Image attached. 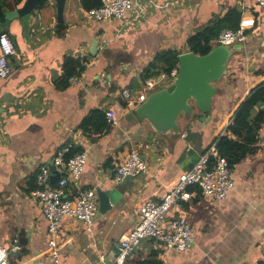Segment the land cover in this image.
Wrapping results in <instances>:
<instances>
[{"label":"crops","instance_id":"obj_1","mask_svg":"<svg viewBox=\"0 0 264 264\" xmlns=\"http://www.w3.org/2000/svg\"><path fill=\"white\" fill-rule=\"evenodd\" d=\"M43 1L35 16L14 19L5 29L16 55L9 59L10 75L0 79V249L7 253V264H110L119 241L138 221L140 205L162 201L198 154L224 133L250 90L264 83V4L135 0L125 21H95L80 0H66L59 21L55 3ZM232 8L241 13L247 53L230 58L238 67L214 84L220 94L207 115L193 108L191 114L179 116V133L157 134L146 120L136 118V108L126 107L122 91H140L142 71L160 51L178 56L189 52L188 38ZM68 56L86 63L61 88L58 81ZM93 109L114 110L116 123L106 134L88 138L79 126ZM69 144L85 151L87 160L79 186L68 185L66 196L73 198L78 189L105 193L114 188L121 196L113 205L105 196L103 204L109 209L101 214L96 195L91 233L79 221L65 220L55 263L46 252L41 204L30 194L37 187L39 168L47 166L56 174L53 157ZM254 146V154L233 166L234 186L224 201L206 200L199 190L189 188L190 199L173 210L174 216L186 218L194 233L187 252L174 253L145 240L126 264H264V123ZM131 150L147 163V172L115 184L114 170Z\"/></svg>","mask_w":264,"mask_h":264},{"label":"built area","instance_id":"obj_2","mask_svg":"<svg viewBox=\"0 0 264 264\" xmlns=\"http://www.w3.org/2000/svg\"><path fill=\"white\" fill-rule=\"evenodd\" d=\"M259 5L264 0H258ZM135 6V0H101L100 7L88 11L95 21H125ZM247 35L243 29L223 30L216 40L218 45L244 46ZM242 53V52H240ZM16 55V49L5 32H0V79H6L11 73L9 59ZM234 57V56H231ZM230 57V58H231ZM227 64V71L237 68L234 63ZM247 73V72H246ZM177 69L170 77L174 80ZM165 74L146 79L141 89L133 92L124 89L121 93L126 107L137 108L153 92L169 85ZM170 78V79H171ZM106 118L111 124L116 123V113L106 110ZM224 134V133H223ZM221 134V135H223ZM71 145L56 151L53 164L60 174L56 186L50 180V170L47 166L39 168L35 183L36 189L31 196L37 199L42 207L43 216L47 223L46 252L55 263L59 259L58 239L63 223L67 219L79 221L86 232L93 231L97 214V196L94 189H78V194L68 198L64 192L68 185L79 186L80 177L87 160V153L80 152L65 161L64 157ZM148 169L147 163L136 151H129L115 168L113 182L119 184L126 178H136ZM234 186L232 168L226 160L218 156L215 141H212L201 153L192 168L181 174L176 187L160 202L145 201L139 207L138 221L119 241L118 253L110 264H126L127 258L145 240L159 243L165 250L174 253L187 252L194 243V233L184 216H174L173 210L179 208L181 202H186L192 196L189 188L199 190L202 197L212 202L224 201ZM0 264H7V253L0 249Z\"/></svg>","mask_w":264,"mask_h":264},{"label":"trees","instance_id":"obj_3","mask_svg":"<svg viewBox=\"0 0 264 264\" xmlns=\"http://www.w3.org/2000/svg\"><path fill=\"white\" fill-rule=\"evenodd\" d=\"M23 1L0 0V24L5 19V11L13 9V6L22 4ZM43 3L44 1L40 5L42 6ZM80 4L85 11H90L99 8L101 0H80ZM240 19V11L237 8L230 9L222 18L210 22L205 28L190 36L187 40L188 51L199 56L207 55L211 49L219 46L215 41L223 30L235 31L240 28ZM1 32H5V30ZM245 33L247 35V32ZM85 63L86 60L82 58L66 57L62 66L63 77L58 81V86L61 88L66 87L73 77L83 71ZM177 65L178 54L176 52L170 50L160 51L153 62L142 71L141 80L144 81L165 74L169 77L167 83L170 84L173 81L170 74L174 69H177ZM219 94L220 90L217 91V95ZM261 105H264V83L250 90L236 109L224 134L217 136L213 140L215 141L218 156L226 160L230 168L255 153L254 144L257 141L258 132L264 123V110L258 111ZM111 125V122L106 118V110L93 109L79 128L84 136L94 138L97 135L106 134L110 130ZM179 131L176 132L179 133ZM80 152L79 148L71 146L64 157L65 161ZM143 264L161 263L152 261Z\"/></svg>","mask_w":264,"mask_h":264},{"label":"water","instance_id":"obj_4","mask_svg":"<svg viewBox=\"0 0 264 264\" xmlns=\"http://www.w3.org/2000/svg\"><path fill=\"white\" fill-rule=\"evenodd\" d=\"M43 0H24L20 7L4 13V21L0 24V30H5L9 22L26 15L35 16L36 7ZM56 6L57 20L61 21L66 0H52ZM264 57V39L261 41ZM245 50L244 46L219 45L211 49L205 56H199L192 52L182 53L178 56L177 74L175 79L164 88L150 94L145 102L136 108L137 119L146 120L159 135L178 131L177 120L179 116L191 114L193 108H197L202 117L207 115L212 106V100L217 93L214 86L226 72L227 64L234 53ZM54 169L51 164V170ZM52 170L50 180L56 183L60 174ZM96 195L100 200L99 213H103L109 206L103 204L105 196L109 197L113 205L121 196L120 191L114 188L102 193L99 190ZM118 253V247H117Z\"/></svg>","mask_w":264,"mask_h":264},{"label":"rangeland","instance_id":"obj_5","mask_svg":"<svg viewBox=\"0 0 264 264\" xmlns=\"http://www.w3.org/2000/svg\"><path fill=\"white\" fill-rule=\"evenodd\" d=\"M40 8H41V5H40L39 7H37V11H39ZM245 52L247 53V46H246V48H245ZM242 53H244V51H243Z\"/></svg>","mask_w":264,"mask_h":264}]
</instances>
